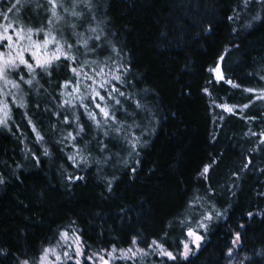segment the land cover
<instances>
[{
	"label": "trees",
	"instance_id": "16d2710c",
	"mask_svg": "<svg viewBox=\"0 0 264 264\" xmlns=\"http://www.w3.org/2000/svg\"><path fill=\"white\" fill-rule=\"evenodd\" d=\"M15 3L1 0L0 13L38 24L51 15L47 0H20L8 13ZM93 5L85 14L95 15L103 31H86L94 22L77 29L81 37H69L67 28L64 35L75 43L98 34L100 42L88 43L104 47L74 48L72 66L87 74L128 68L126 83L116 86L130 99L117 96L120 106L107 101L120 108L117 122L98 115L97 127L80 106L84 96L83 103L98 112L87 98V83L80 82L72 109L63 104L76 84L60 85L78 79L63 61L53 65L51 76L37 77L39 84L22 86L20 103L0 125V264H35L64 232L76 233L87 252L126 249L136 239L142 248L156 240L176 254L189 227L204 237L199 250L187 260L159 264H227L236 233V264H264V100L257 98L264 91V0ZM219 60L225 79L218 82L210 69ZM205 166L210 170L203 176ZM209 213L214 218L204 221L207 230L197 228Z\"/></svg>",
	"mask_w": 264,
	"mask_h": 264
},
{
	"label": "snow or ice",
	"instance_id": "6c2138e0",
	"mask_svg": "<svg viewBox=\"0 0 264 264\" xmlns=\"http://www.w3.org/2000/svg\"><path fill=\"white\" fill-rule=\"evenodd\" d=\"M244 3L247 5L248 0H244ZM20 4V0H16V3L7 9L8 13H11L17 5ZM47 5L49 6L48 11H50V17H45V24L34 23L32 18H18L10 20L7 13H0V20H3L4 23L0 24V81L4 83L5 86H11L14 89H21L23 85H28L31 88L36 84H39L37 77L43 79L46 76H51L52 71H54L53 65L57 61H63L70 71L73 74V77L79 78L83 76L85 79L91 81L89 84L88 99L91 101L97 111H92L89 109V105L83 103L85 97L79 96L80 106L87 111L88 118L96 123L97 127H100V120L97 119V116L103 117L105 122L111 121L113 124L117 122L115 115L116 111H120L119 107L110 108L107 101H114L115 106L121 105V100L117 99V96L125 97V99H130L126 97L125 93L117 87V84L126 83L124 76L129 70L126 67L117 65L113 70L111 67L108 68V72L104 71V67H99L93 69V75H88L84 73L82 68L78 69L72 65L77 63V56L72 51L76 48V51H79V48H84L88 51H96L97 48H103L104 45L93 44L89 45L88 39H92L96 42L101 41V36L96 34L88 39H82L76 41L75 43L69 42V37L76 36L81 37L82 34L77 31L78 28L84 27L85 24L91 25L95 22L96 26H89L86 31L93 34L99 31H103V28L100 27V21L97 20L95 15H86L84 9H87L88 13L92 12L93 0H47ZM37 7H44V5H37ZM61 11L66 15H61ZM69 17L71 19H69ZM258 18V17H257ZM231 20L232 17H229ZM67 28L70 30L69 37H65L64 29ZM77 45H79L77 47ZM112 52H115L116 49L112 48ZM111 59V56H109ZM221 59H223L221 57ZM71 62V63H68ZM105 67H108L105 65ZM214 73L216 81H224L225 77L222 74V70L219 65L210 69ZM109 73H111L109 77ZM96 77H101L99 82H97ZM115 81L116 83H112ZM47 82V81H45ZM76 84V87L73 89V92L76 94L80 93V81L79 79L65 80L60 87L68 88L70 84ZM231 84V81H227ZM236 85H234L235 87ZM42 87V85H41ZM0 91H3L0 89ZM204 91L207 93L208 89L205 88ZM247 92L252 93L254 89H246ZM103 93V94H102ZM72 95L71 93L69 94ZM258 99H264V96H258ZM64 105H72V100H64ZM23 106V105H21ZM74 106V105H73ZM135 109H140L142 107L140 101H135ZM244 107H248L245 105ZM4 112L5 117L8 116L9 107L7 103H4L3 108L0 109ZM225 111L232 112V108L225 106ZM126 116H132L133 113H129L127 109H124ZM65 122L68 123L67 119ZM6 119H0V124H5ZM139 127V125H137ZM114 132L119 135L122 131V128L117 127L113 129ZM80 131H83V126L80 127ZM105 135H108V132H105ZM255 135V133H253ZM260 135L264 137V132H261ZM72 139H75L74 136L69 134ZM135 142H131V147L133 150L136 148V143L139 142V138H133ZM264 143V140H262ZM47 154V153H46ZM70 159H74L70 157ZM250 163V161H249ZM247 167V164L245 165ZM210 170V166H205L202 172L203 176H206ZM135 171V169H133ZM72 177H69L71 180ZM75 179H83V177H75ZM3 181H0L2 183ZM216 216L221 215L220 213H215ZM249 216L252 215L251 212L248 213ZM213 214L209 213L203 216V220L197 221V228H203L207 230L208 225L204 221H212ZM183 223V222H182ZM243 227V225H240ZM186 237L190 238V242H183V252L180 254L181 257L185 260L193 253V250H199L201 247V242L204 237L192 227H189L186 232ZM62 240L67 242L69 234L64 232L61 234ZM241 240L240 233H236L235 240L233 244H237ZM80 238L76 236L74 238L73 244L68 245V247L73 248L74 254L70 255L68 251L63 252V257L67 260H75V264H82V261L75 259L83 255V251L80 247ZM133 245L137 244V240L133 239ZM155 245L160 254L166 256L168 259L175 261L177 256L171 251H167L163 245L158 244L156 240H153L149 247ZM116 249L113 248L111 253H108V256H111L112 253H115ZM146 254L143 250L137 249L133 251L130 247L126 252H122L121 259H134L137 254ZM228 257H232V249H229L227 254ZM54 256L55 260H50L49 257ZM93 257H96V260L99 261V264H111L110 259L105 258V256L99 254H93L88 256L89 261H93ZM247 259V258H245ZM61 262V256L57 255L55 249L45 248L43 249L42 255L37 260L36 264H57ZM18 264H29L28 260L18 262ZM93 264H96V261H93Z\"/></svg>",
	"mask_w": 264,
	"mask_h": 264
},
{
	"label": "rangeland",
	"instance_id": "374dc122",
	"mask_svg": "<svg viewBox=\"0 0 264 264\" xmlns=\"http://www.w3.org/2000/svg\"><path fill=\"white\" fill-rule=\"evenodd\" d=\"M0 24H2V23H0ZM217 65L220 66V60L218 61ZM104 71L108 72V70H104ZM88 75H93V73L92 74H88ZM110 75H111V73H109V77H110ZM211 75H212L213 80H215L214 73L211 72ZM78 79L80 80V82L82 81V83H87L88 86H89V84H91V81L85 79L83 76L79 77ZM100 79H101V77H96L97 82H99ZM74 88H72V92H73ZM0 89L3 90V91H0V109L3 108L4 103H7L8 107H9V112H8V116L7 117H5L4 112L2 110H0V119H6V123L5 124H0V125H4L5 126L7 124L8 118H9L10 108L13 105L17 106V104L20 103L23 90H22V88L17 90V89L11 88V86H5L2 81H0ZM80 94H81V91H80ZM73 96H76V98L78 99L79 94H76V93L73 92V94L71 96L67 97L68 100L72 99ZM258 96H264V91L260 92L258 94ZM64 100H67V99L64 98ZM68 106H69V109H72L71 105H68ZM227 107H229V106H227ZM218 108L225 111V106H219ZM230 108H232V111L234 110V107H230ZM66 111H67V106H66ZM201 229H203V228H201ZM203 230H205V229H203ZM68 234H69V237H68V241L67 242L63 241L62 240V236L60 235L59 238L55 241V243H53L51 246L48 247V248L55 249L56 254L61 256V262H57V264H70V263L71 264H75V260L69 261V260H67L66 258L63 257V252L64 251H68L70 253V255L75 256L73 248L68 247V245H72L73 241H74V238L76 236H78V235L76 233H74V232H69ZM235 235L233 236V238L231 240V247H230V249H232L233 255H232V257H228L226 255L227 264H236L237 261H238L239 249H240V246H241V240L239 242H237V244L234 245L232 242H233V240H235ZM203 241H204V239H203ZM80 242H81V240H80ZM187 242H190V238H188V237L186 239V243ZM202 242H201V244H202ZM80 247H81V249L83 251V255L79 256V257H75V259L81 260L82 264L83 263L93 264V261H96V264H99V261L96 260V257H93V261H89L87 259L88 256H92L94 253L102 255V256H105V258L110 259L111 264H116L117 262H126V263H130V264H159V263L164 262V261H172V260L168 259L166 256L161 255L159 249L155 245H153L152 247L142 248L138 244H136V245L132 244L130 247L133 249V251H136L137 249H140V250H143L144 253H146V254L138 253L137 256L134 259H121V258H119V257H121L122 252H126V250L128 248H130V247H128L126 249L116 250V252L112 253L111 256H108V253H111L112 250H105V251H98V252H87L84 249V247L82 245V242L80 243ZM196 251L197 250L194 249L193 253L191 255H193ZM182 252H183V247H182V249H181V251L179 253H176L174 255H176L177 258H179V259H183L181 257V255H180ZM49 259L50 260H55V257L54 256H50Z\"/></svg>",
	"mask_w": 264,
	"mask_h": 264
}]
</instances>
